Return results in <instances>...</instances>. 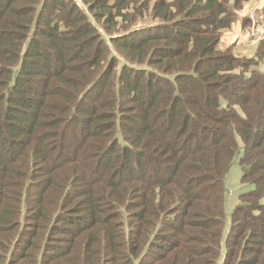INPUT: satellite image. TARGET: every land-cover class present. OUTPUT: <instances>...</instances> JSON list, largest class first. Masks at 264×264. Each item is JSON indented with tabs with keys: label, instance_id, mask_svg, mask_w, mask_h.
Wrapping results in <instances>:
<instances>
[{
	"label": "trees",
	"instance_id": "16d2710c",
	"mask_svg": "<svg viewBox=\"0 0 264 264\" xmlns=\"http://www.w3.org/2000/svg\"><path fill=\"white\" fill-rule=\"evenodd\" d=\"M81 1L97 20L95 10L110 16L109 35L116 17L128 23L110 35L131 62L123 63L117 81L115 57L101 65L106 42L75 1L41 0L34 9L18 6L22 0H0V190L4 197L16 190V206L2 202L0 233H9L18 222L11 218L26 208L28 220L37 223L29 235L37 238L57 208L48 229L58 220L74 227L67 230L78 247L76 264H211L205 256L214 254L217 262L221 243L224 264L230 257L232 264H264V74L256 66L264 63V50L242 59L230 48H216L218 29L232 22L228 0H141L138 17L147 13L162 23L147 31L132 27L137 19L130 13L112 12L121 0ZM200 10L207 11L196 22L206 25L204 31L187 19ZM62 22L67 34L78 33L77 42L69 37L80 54L74 63L66 57L70 45L60 39L64 31L57 29ZM40 37L50 39L51 48ZM145 54L149 60L160 54L151 64L171 76L140 66ZM120 102L139 111L126 115L127 134L107 140L113 123L99 121L111 120ZM105 107L111 111L104 113ZM133 128L137 137L130 135ZM239 153L241 182L251 188L239 195L223 240V185ZM35 174L45 179L34 181ZM113 198L124 208L110 210ZM120 215L124 220L112 222ZM166 231L171 247L156 257L155 240ZM83 236L92 242L81 245ZM26 244V254L13 264H23L28 250L37 248L33 240ZM71 251L59 247L54 255L44 253L45 260L73 264Z\"/></svg>",
	"mask_w": 264,
	"mask_h": 264
},
{
	"label": "rangeland",
	"instance_id": "374dc122",
	"mask_svg": "<svg viewBox=\"0 0 264 264\" xmlns=\"http://www.w3.org/2000/svg\"><path fill=\"white\" fill-rule=\"evenodd\" d=\"M41 0H37L36 2H33V4L30 6L31 4V0H22V2L20 4H18V6H26L27 4L29 5V7H32L35 9V5L37 6V3L40 2ZM75 1L83 10H85V14L89 17V21L92 25H90L91 27L94 28L95 32H97V34L99 36H101L107 45V48L105 49L103 56H102V63L101 65L105 66L107 63V59L110 55H113L115 57V63H114V69H113V76H114V80L117 81L118 78V73L119 70L121 69V67L123 66V63H127V64H131L129 58L123 54H121L119 51H117V47L114 46V44L110 41L112 39L113 36L110 35H114V33H116L117 29H120L119 33L123 32V29H125L127 27V22L126 20L123 21L121 20V18L119 19V17H116L115 20L116 24L112 27H110V31L112 32L110 35L108 32V30L106 29V27L109 26L110 22L108 20V18L110 17L109 15H105V16H101V11L99 10H95V12H98V20L96 18L93 17V11H89L86 6L84 5V3L81 0H73ZM122 1V0H121ZM119 1V6H115L112 10V12H117L118 9H120L122 11V13H127V14H131L132 17H135V19H137L135 22V24H133L132 27H135L136 29H142L144 28V31L150 30V29H155L156 26L161 25L162 23L157 21H160L158 18L154 19L152 16H148L147 13H145V16L143 18H139L138 17V13L139 12H135V11H140L142 10V8L139 6L140 3L138 4L137 2H141V0L138 1H132V3L130 2V0H125L124 2ZM167 1V0H165ZM237 1H239V4H236ZM36 3V4H35ZM126 5H129V7L126 9ZM138 8L140 10H138ZM226 8H229V10H231L232 12V22L231 25L228 29H218L219 31V39L216 45V48L220 50V52H224V50H226L227 48H230V50L232 52H234V54L237 57H241L242 59L245 58H252L253 56H255V53L261 50H264V0H228V4L226 6ZM235 10V12H233ZM206 10H200L198 12H195L193 15L187 17L188 21L194 22V24L191 25V27L194 28H200L201 30L204 29V26L206 25H199V23L196 24V22L198 21L197 19L199 17L205 16L206 15ZM235 13V14H233ZM35 14V11H34ZM34 14L32 15V18L34 16ZM72 16H74L72 14ZM6 17V16H5ZM65 17V16H64ZM100 17V18H99ZM105 17L108 20L107 24L105 22ZM10 19H12L11 17H9ZM28 18V17H26ZM3 19V17H0V21ZM66 19V17H65ZM96 19V20H95ZM32 20V19H31ZM156 21V22H154ZM31 22V21H30ZM65 22H62L58 25V30H62L64 31V33L60 34L62 35V38L60 37V39H64V43H68L70 45V50L67 52L66 51V57L68 58L69 63H74L75 61H77V57L80 54H78V49L77 47H74V42L78 41V33H75V31H70L69 34L68 30H66V26L64 25ZM78 25V23L74 24V27H76ZM153 26L154 27H149V26ZM119 26V28H118ZM71 27V26H70ZM208 27V26H207ZM32 28V27H31ZM37 28L42 29L43 31L47 30L45 28V25L43 24H39L37 25ZM72 28V27H71ZM104 28V30H103ZM109 29V28H108ZM207 29V28H206ZM208 29H215L213 27H208ZM72 30H75V28H72ZM126 30V29H125ZM191 31V30H189ZM204 31V30H202ZM69 37H72L74 39V42H72ZM142 40L143 39H148L150 37H147L145 35L142 36ZM41 38V37H40ZM44 41V44L48 47L51 48L50 43L52 42L50 39L48 38H41ZM66 39H68V41L66 42ZM77 39V40H76ZM138 40H140V38H138ZM80 41V40H79ZM160 41V40H159ZM160 45H164L165 47H177L176 44H172L168 45L164 43V40H161L160 42H158ZM261 45V48L257 50V47ZM86 48V47H84ZM81 47V49H84ZM152 48V47H151ZM192 48V47H191ZM86 51H89L87 48L84 49ZM81 54L83 52H80ZM93 53V51H92ZM161 57H163V55L161 54ZM69 58H71V60H69ZM158 59L160 58V54H158L157 56L154 55L152 59ZM254 58V57H253ZM142 59L144 61V63L142 62L141 64H139L140 66H146V68L151 69V71H153L155 74H162L164 76H168L170 77V75H166L163 71L159 70L158 67L154 66V64H151V60H149V55L145 54L142 56ZM255 61V59H254ZM165 64L166 65V59H164ZM109 63V62H108ZM20 64V61L17 60V63L13 66V71H16V68H18ZM48 65L50 66L51 64L48 63ZM65 66L67 64H64ZM102 66V67H103ZM138 66V64H137ZM258 68V71L262 74H264V63L263 61H260L257 63L256 65ZM101 67V68H102ZM52 69V67H51ZM49 70V69H48ZM47 70V71H48ZM50 72V70H49ZM153 73V74H154ZM12 81L9 80V83ZM119 81L121 83H126V79H122V77L119 79ZM143 83V82H142ZM117 84V82H116ZM144 84V83H143ZM118 86V84H117ZM114 89H116V85L114 86ZM100 92V91H99ZM132 95V93H130V96ZM76 97V101H77V96ZM89 102V100H88ZM84 101L85 104L89 105V103ZM93 104V102H90ZM132 102H120L119 106L115 105L114 108V114L111 120H100L99 124H103L105 125L106 122H111L113 123L112 128H110V130H108V133H111V136H108V139H111L113 137V139L115 138L116 134H119L120 131H125L126 134L128 133L127 129L130 128V121L126 118V115L129 116L131 115L135 110L139 111V108H131V110H129V107H132ZM224 105V101L222 103L221 106ZM117 106V107H116ZM234 108L238 111V113H240V115H243V112L241 111V108L239 105H234ZM76 109V108H75ZM73 109V114L77 116L78 110ZM134 109V111H133ZM72 110V109H71ZM98 110V109H97ZM102 111H104V113H108V110L106 107L105 109H102ZM118 120V122L116 121ZM132 121V120H131ZM94 123V121H93ZM105 127V126H104ZM138 132L135 130V128H133V131L130 132V135H133L135 137H137ZM92 137H88L87 139H91ZM106 139V138H104ZM237 140V139H236ZM237 142L240 144L242 143L241 140H237ZM16 150V149H15ZM90 152H93L91 150H88ZM88 155V152H87ZM240 155V153L233 159L230 169L228 171V173L226 174L225 180H224V202H223V208H224V216H225V223L223 224V240L226 238V232L228 230L229 227V223H230V214L233 211V209L235 208L236 205H238L241 202V198L239 197V195L250 189L251 186L248 184H243L241 182L240 176H241V169L238 163V156ZM38 171V170H37ZM39 173V172H36ZM37 176H34V178L32 180L36 181V180H43L45 179V175H39V174H35ZM15 188L11 189L10 192H8L6 194V196L4 197V195H1L3 193V190H0V208L2 206V202L3 203H7V205H15V202L11 199L15 197V193L16 190H14ZM35 194L33 193L32 195V199H35ZM115 200L116 203H113V206L115 208H112L110 210H117V209H123L124 207V202L120 201V200H116L115 198H113ZM123 207V208H122ZM26 208H23L22 212H20V215L18 216V214L14 217L11 218L10 223L15 222L14 219H17L18 222H15L14 224L11 225L10 231L9 233H5V234H1L0 233V264H13L15 262H17V258L18 255H21V253L23 255L26 254L27 252V241H32L33 240V244H35V247H37L35 250H28V257L25 258L24 262H22L23 264H47L45 258H47L46 256L49 255H54V251L59 249V247H63V249H68V251H71L72 254H74V259H73V264L77 263V259L79 256L78 251H76L78 249V247H76L75 245H73L74 243V239L72 237V235L70 233H68L67 230L69 228H74L71 227V224L66 223L63 220H58V222L56 223V226L53 228V230H49V224L51 223L52 219L55 218L56 214H53V211L58 212L60 211L59 209L55 208L52 210V214H50L51 218L49 221L46 222L45 226H44V230L42 231V233H40V236H38L37 238L32 239V237L29 235L28 231H34L36 229L35 225L37 224L34 220H28V217L26 216L28 214L27 210H25ZM25 213V215H24ZM125 214V213H124ZM125 215L123 216H119V218L114 217L112 222H117L120 220H124ZM54 220V219H53ZM9 223V222H8ZM120 223V222H118ZM64 228L66 230H64ZM7 229H9V226H7ZM100 231L95 232V234H101V228L99 229ZM20 232H22V235H20V237L18 238ZM93 233V232H91ZM167 233V231H166ZM168 233L166 235L163 236V238L160 239H156L155 242H157V244H155L156 246H153V251L155 253V256H157L158 253H161L162 251H167V249H169L171 247V244L168 242L169 238H168ZM232 237H234V235H232ZM168 238V239H167ZM173 238V237H172ZM92 242V239L89 238L88 236H83L82 239L79 241L82 244H87V242ZM4 246L5 248H1V246ZM74 246V247H73ZM21 247L23 248V251L21 250ZM34 247V248H35ZM229 247V249L232 247L231 242H229V246H227V248ZM14 249V250H12ZM30 251V253H29ZM12 252H16L18 254H13ZM226 252V244L221 243V247H220V253L217 259V262H214L212 259H214L216 256L213 254V257L211 258L208 254H206L207 256H205L206 260L211 261V264H224V254ZM45 253V255H44ZM230 259V264L231 263V257L228 258V260ZM233 262V261H232ZM55 263V262H54ZM51 263V264H54ZM150 261L147 262V264H149ZM19 264V263H16ZM110 264V263H107ZM167 264V263H166ZM209 264V263H208ZM226 264V263H225Z\"/></svg>",
	"mask_w": 264,
	"mask_h": 264
}]
</instances>
